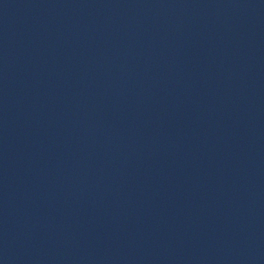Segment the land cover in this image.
Segmentation results:
<instances>
[{
  "label": "water",
  "instance_id": "obj_1",
  "mask_svg": "<svg viewBox=\"0 0 264 264\" xmlns=\"http://www.w3.org/2000/svg\"><path fill=\"white\" fill-rule=\"evenodd\" d=\"M0 264H264V0H0Z\"/></svg>",
  "mask_w": 264,
  "mask_h": 264
}]
</instances>
